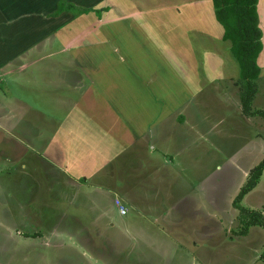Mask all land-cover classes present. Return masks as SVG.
Returning <instances> with one entry per match:
<instances>
[{
	"label": "rangeland",
	"instance_id": "374dc122",
	"mask_svg": "<svg viewBox=\"0 0 264 264\" xmlns=\"http://www.w3.org/2000/svg\"><path fill=\"white\" fill-rule=\"evenodd\" d=\"M20 1L13 0L12 3L10 0L9 5L13 7L19 4L29 10L30 6L48 7L52 0ZM195 1L198 0H103L100 7H112L111 11L104 12V23H112L113 31L118 26H123L124 31L135 36L130 43L132 49L125 56V60L118 53L117 47H114V32H110L109 46L95 44L92 49L78 48L79 51L73 54L74 56L59 53L61 46L57 41L52 44L44 42L40 48L30 50L28 55L22 58L21 61L27 63L42 58L32 68L27 65L24 76L10 69L12 75L8 78L9 87L7 88L6 82L0 87V120H5L4 115H7L8 119L22 115L23 119L20 120L22 123L19 127H14V122H9L7 128L0 125V264H132V257L126 254L118 256H121L120 261L114 255L110 258L111 242L99 239L106 231L102 224L93 221L92 215L97 213L90 209L89 214H86L81 207L85 194L78 192L76 200L66 201L70 191L54 184L50 189L56 198L52 202L46 200V195L49 194L43 186L50 184L55 177L63 176L55 172L53 177L54 170H46L48 165L37 156L40 152L33 144H28L31 149L27 148L25 152L22 144L20 148V142L29 139L32 132L55 130L52 122L43 128L35 127L34 121L39 117H50V121L55 119L66 126L76 124L78 128H86L87 134L92 136L95 135V127L100 124H105L107 132V127L113 125L112 120L121 119L123 137L134 123L140 124L145 130L153 133L151 155L144 147L143 152L146 161L153 167H159L160 171L156 177L159 184L155 187L172 186L171 189L174 190L182 186L175 184L173 179L165 174L176 175L175 165L166 166L165 158L169 156L166 160L179 162L187 169L184 171L180 168L181 174H188L187 180L185 179L186 190H197L188 200H207V193H215L221 214H224L225 210L228 212L236 209L234 200L241 190L243 180L241 170L244 172L253 169L264 159V117L257 113L264 111V49L258 61L261 75L257 80V94L252 101L251 112L247 114L243 112L239 92L241 89L237 80L240 77L239 64L232 54L231 42L219 37L218 31L223 32V27L215 18L213 0H199V3L203 2L204 7L201 24H194L193 21H198L201 17L191 7L197 4L193 3ZM89 5L93 6L91 3ZM113 11L116 13H111ZM258 12L264 35V0L260 1ZM17 14L18 12L11 10L10 17H7L9 23L28 17L32 12ZM6 15H0V23L6 22ZM73 24L83 39L99 42L100 24L95 17L90 16L87 21L66 17L61 26L69 29ZM147 25L149 28H146ZM47 30L52 29L48 27L46 33ZM66 32L67 35L71 34L70 30ZM61 35L63 36V33ZM0 47L11 48L5 44ZM183 49L189 52H184ZM57 52L61 56H55ZM77 54L80 63L75 61ZM99 55H103V60L98 58ZM61 58H67V61L61 62ZM21 61L17 62L16 67L21 68ZM205 62L208 67L204 65ZM195 63L197 68L194 72L200 75L192 77L191 83L187 84ZM216 65L220 68L215 69ZM86 71L90 75L86 74ZM4 73H9V69ZM81 77L86 86L82 92H72L69 90L70 84L68 88L66 83L59 81V78L76 81ZM87 92L90 93V101L88 105H82L81 95ZM205 121L219 125V137L211 139L209 136L198 143L211 125L203 127L201 124H205ZM22 130L27 132V137L21 134ZM66 132L67 129L63 131V137H68ZM35 135H31V138ZM247 139L249 145L253 146L249 153L238 148L244 145ZM20 152L22 158L19 157ZM131 159L128 161L129 169L126 173L116 167L106 172L119 191L125 188L126 182L133 185L132 182L136 178ZM56 162L59 160L54 164ZM151 168L149 165L145 172ZM209 168H217L218 171L213 178V186H209V183L206 185L205 182L206 193L200 192L197 188L201 173L198 172L207 171ZM105 182L102 180L100 184ZM152 184L154 183H148L146 190L152 201L170 199L167 194L170 188L165 190L160 199L154 196V191L150 189ZM97 188L102 190L103 203L110 208L111 215L118 217L119 209L115 207V196L104 189L105 185ZM63 190L65 192L61 193ZM254 190L243 199L241 205L262 213L264 208L260 209L258 206H264V199L253 194L256 191H264V173ZM97 191H92L96 198L100 195ZM120 195L126 196L127 192H120ZM232 196L234 198L231 201ZM158 209L160 208L154 207L151 213L142 214L144 218L157 217ZM178 209H172V217L177 216ZM227 218L235 225L220 223L217 235L216 221L213 220V233L209 238L212 240L209 242H200L196 237H188V261L191 262L195 256L201 257L205 252L212 251L215 256L211 257L213 259L209 264H235L238 257L241 261L244 259L245 264H264L260 259L255 261V253L264 252V231L255 238L251 235L246 239H238L239 236H245L240 234L243 225L239 211L236 209V215L232 213ZM86 221H89V224L86 225ZM84 224L89 227L88 234L82 230L85 228ZM145 227L153 231L151 223H145ZM262 229L264 228H260ZM54 232L57 233L56 237L51 235ZM72 234L76 236L73 237ZM161 235L163 236L162 233ZM111 259H116L117 262Z\"/></svg>",
	"mask_w": 264,
	"mask_h": 264
},
{
	"label": "crops",
	"instance_id": "0c3cea01",
	"mask_svg": "<svg viewBox=\"0 0 264 264\" xmlns=\"http://www.w3.org/2000/svg\"><path fill=\"white\" fill-rule=\"evenodd\" d=\"M60 1L61 0H52L48 7L42 4L45 6V8L30 6L31 10H28L26 8H22L19 4L11 7L9 5L10 0H2V6H0V15L4 17V15L7 14V20L4 23H0V46L5 44L9 45L11 48L7 49L0 47V87H2V83L4 82H6L7 88L9 87L8 78L12 75L10 69H14L18 75L22 74V76H24L23 74H25L27 71L25 70L27 65L29 68H32L37 64V61L40 62L42 60V58L39 57L38 59H34L33 62L32 60H30L28 63L21 61L22 58L28 55L30 50L34 48H40L44 42L52 44V42L57 41L61 46V51H59V53H63L62 55L66 54L67 56H70V54L74 56L73 54L78 53V48L84 47L86 49H92L95 44L109 46L108 34L110 32H114V47H117V51L121 54L122 59L125 60V56L130 53L132 49L130 43L135 36L129 35L126 30L124 31L123 26H118L113 31L112 23H104L106 20L104 17L106 13L104 12L109 10L111 11L112 7H100V4L103 3V0H80L81 2H78V0H65L67 3L74 4L75 6L91 9V12L81 15H72L68 12H64L59 17H53L52 15L57 11ZM11 2L13 3V0H11ZM20 2L23 3L22 1ZM89 3H91L93 6H90ZM193 3L197 4L191 7L201 15L198 21L197 19L193 20L194 24H201L203 19L202 13L204 11L203 2L200 1L199 3L198 0L197 2L195 1ZM26 7L29 6L26 5ZM187 7L189 8V6ZM11 10L23 15H25V12H32V14L28 17H23L17 21L9 23L7 17H10L9 13ZM97 12H99V14H97ZM111 13L116 12L113 11ZM177 13L179 14L178 11ZM80 16L83 17L78 18ZM90 16L95 17L97 23L100 24L98 31L99 34L101 32V35L98 38L99 42H92L89 39H83L81 35H78L80 33L79 30L76 29V26H74L75 24L69 26V29H67V27L64 29L61 26L66 17L73 18V20L87 21ZM140 16L141 13L139 18ZM89 21L90 19L88 22ZM46 24L49 25L47 26ZM83 26H85V23ZM215 26L218 27V25ZM48 27L54 30V32L52 30H47L48 33H46V29ZM146 28H149V25H147ZM67 30H70V35H67ZM94 31L96 32L97 29ZM144 32H146L145 29ZM62 33L63 36L61 35ZM218 34L223 40L224 29L223 32H220L219 30ZM61 39L65 40L62 41ZM26 48H28L27 51H24ZM172 48L175 47L172 46ZM183 51L189 52L185 51V49H183ZM57 53L54 55L61 56L59 53ZM98 58L103 60V55H99ZM60 60L61 62H66L67 58H61ZM19 61L22 62L21 68L16 67L17 62ZM75 61L80 63L78 54ZM205 61L208 62L207 59H205ZM206 62L204 64L205 66ZM206 67H208V65ZM217 67L220 68L218 65L214 66L215 69ZM80 68L82 67L80 66ZM196 68L197 65L195 63L192 73L189 75V79H187L189 80L187 84L191 83L192 77L200 75L197 74L198 72H194ZM8 69L9 73H4V71ZM85 73L90 75V73L87 71ZM239 79L237 80L239 81ZM59 81L61 83H66L68 88L70 84L71 87L69 90L72 92L74 90L77 92H82L86 89L82 77L80 79H76V81H73V79L69 78H59ZM89 94L90 93L87 92L81 95L82 105H88V102L90 101ZM92 96L94 97L95 95ZM19 104H21V101H19ZM22 114L24 117V113ZM6 116L4 115V119L7 122L4 123L5 120H0L1 126L7 128L9 126V122L10 124L14 122V127L21 126L20 124L22 122L20 120L23 119L21 117L22 115L15 116L13 119H8V116L7 118ZM112 121L113 125L107 127V132L106 126H104L105 124H100L99 126L95 127V135L92 136L90 133L87 134L86 128H78L76 124H74V126H66V124L63 122L58 123L55 119L50 121V117L36 118L34 121L35 127L43 128L52 122L54 124L55 130H49L48 132H32V134L29 136V139L25 138L27 140L20 142V148L22 144L24 146L25 152L27 148L31 149L28 144H33V146L36 147V149H38L40 152V155H36L48 165L46 166L48 167L46 170H54L53 177H55V172L60 173L63 176V178L55 177L50 184L43 186L45 192L47 191V194H49L46 195V200L48 202L55 200L54 198H56V196L51 194V186L54 184L61 185L64 187V189L67 188V190L70 191L66 196V201L76 200L79 194L78 192L85 194V196L82 197L83 204L81 207H83V210L86 214H89L90 209L97 213L92 215L94 218L93 221L94 223L102 224L103 229L106 231L100 235L99 239H106V241L111 242V248L109 250L110 258H113L114 256L118 258L120 254H126L132 257V264H209L212 262L213 258L211 257L215 256L212 251L205 252V254L201 257L195 256L191 262L188 261L186 257L187 253H189L188 250L190 249L188 237H196L200 240V242L201 240L204 242H209V240H212L209 239L210 235L213 233V226L211 225L212 221H216L218 235V226L220 223L222 225H235V223L227 217L232 213L236 215V209L230 210L228 212L225 210L224 214H221L222 212L219 210V202L217 203L218 199L215 193H207V200L203 198H200L199 202H192L188 200L189 196L192 193H196L197 190L195 188L191 192L186 190L185 179L187 180L188 174H181L180 168H182L184 171H187V169L179 162H175L174 160L170 161L169 159L166 160V158L169 156H166L165 158V161L167 162L166 166L170 167L175 165L177 176L169 173L165 174H168V177L172 178L175 184H182V186L176 187L174 190L171 189L172 186H163L159 188L155 187L157 184H159L156 179V177H158V172L160 171L158 170L159 167H153L151 163L146 161V155L143 152L144 147L149 150L148 153L151 155L152 151H150V145H152L151 141L153 140V133L151 134V131L148 132L145 130L142 125L134 123V125L131 126V129L129 131L127 130L128 132L126 131L127 135L123 137V124L121 119ZM204 123L205 124H201L203 127L206 125L208 126L209 124L211 125L208 126L209 129L205 130L204 136L199 139L198 143L209 136L211 139L213 137H219V125L217 123L214 125H212V122L209 123L208 121H205ZM65 129H67L66 134L68 137L62 136ZM21 134L24 137H27L26 131L22 130ZM31 135H35V137L31 138ZM248 141L249 139L244 142L245 147H242L244 145L238 147L241 151L246 150L245 153H249V150L253 149V146H250ZM216 142H218V139H216ZM160 144L162 145V143ZM96 148H98V151H96ZM68 149L69 153H67ZM153 149L154 147H152V150ZM21 155L22 153L20 152V158H22ZM125 156H129V158H125ZM211 158H213V155H211ZM129 159H131L133 164L132 170L134 172L136 171V178L132 182L133 185H130L128 182H126L125 188L119 191L116 185L113 183V179L110 178V175H107L106 172L110 168L116 167L118 170L120 169L122 172L125 171L124 173H126L129 169V167H127ZM56 160H59V162L54 164ZM151 162H153V159ZM149 165L152 167L151 170L145 172V169L148 168ZM217 168H219V166H217ZM217 168H209L207 171L200 170L198 172L201 173L198 179L199 188H197L200 192L206 191V186L204 185L205 182L206 185L209 183V186H213L212 182L214 176L218 172ZM250 170L252 169L250 168ZM250 170H246L244 172L241 170L243 174V180H241L242 184L240 185V188L245 183ZM140 174L143 175L139 177ZM122 175L125 176V174ZM102 180H105L106 182L104 184H100ZM148 183L155 184L150 185V189L154 191V196L159 197L160 199H162L163 194H165V190L170 188L167 190V194L170 196V199L161 201L157 200L156 202L152 201L151 195L146 191ZM102 185H105L104 189H106L107 192L115 196V204L116 201H121L123 206L128 209L126 215H122L120 210H118L119 208L117 209L119 214L118 217L111 215L110 208H108L103 203L102 190L97 188V186ZM95 189H97V192L100 194L97 198L96 196H93L92 193V191ZM62 192H65V190L61 191V193ZM120 192H127V195L122 196L120 195ZM234 196H232L231 201L233 200ZM253 196H259V198L264 199V191H256ZM154 207L160 208L158 209L157 217L144 218L142 213H151ZM174 207L179 208V213L176 217H172L171 215L172 209ZM258 207L260 209L264 208L262 204H260ZM262 213L264 215L263 211ZM145 223H151L153 226V231L146 228ZM85 224H89V221H86ZM260 228L264 227L252 226L245 236H239L238 239L243 237L246 239V237H250L251 235L253 238L258 237L261 232L264 231V229L260 230ZM82 230L85 234H88L89 227L85 226V228L83 227ZM51 235L55 236L57 233L54 232ZM72 235L73 237L76 236L75 234ZM166 239L168 242H166ZM225 241H223V243ZM120 257L118 258V261H120ZM259 259L261 263L264 262V252L261 254L255 253V261L257 262ZM111 260L117 262L116 259ZM237 261L238 262L235 264H245V260L242 259L241 261L239 257Z\"/></svg>",
	"mask_w": 264,
	"mask_h": 264
},
{
	"label": "trees",
	"instance_id": "16d2710c",
	"mask_svg": "<svg viewBox=\"0 0 264 264\" xmlns=\"http://www.w3.org/2000/svg\"><path fill=\"white\" fill-rule=\"evenodd\" d=\"M260 0H213L215 17L223 27V40L231 42V51L240 68V97L243 112L250 114L252 101L257 94V80L261 75L259 58L263 52V31L260 27L258 4ZM68 12L72 15L88 14L91 9L75 6L61 0L53 17H59ZM99 14V12H97ZM50 15V16H51ZM264 117V111H257ZM264 173V159L249 173L248 180L240 188L234 200V207L239 211L243 225L241 235H246L251 226L264 227L262 213L246 209L241 205L243 199L258 185Z\"/></svg>",
	"mask_w": 264,
	"mask_h": 264
},
{
	"label": "built area",
	"instance_id": "2783aa9c",
	"mask_svg": "<svg viewBox=\"0 0 264 264\" xmlns=\"http://www.w3.org/2000/svg\"><path fill=\"white\" fill-rule=\"evenodd\" d=\"M116 206L119 208L120 213L122 215H126L128 212V209L126 207L123 206V204L121 203V201H116Z\"/></svg>",
	"mask_w": 264,
	"mask_h": 264
}]
</instances>
